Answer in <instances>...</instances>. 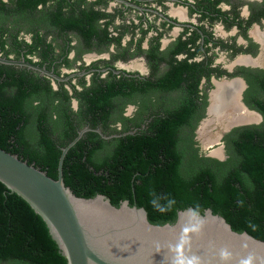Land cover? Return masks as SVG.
I'll return each mask as SVG.
<instances>
[{
  "label": "flooded vegetation",
  "instance_id": "obj_1",
  "mask_svg": "<svg viewBox=\"0 0 264 264\" xmlns=\"http://www.w3.org/2000/svg\"><path fill=\"white\" fill-rule=\"evenodd\" d=\"M0 56L56 75L7 64L51 88L28 110L41 106L48 122L65 110L83 134H133L178 110L190 111L178 148L200 161L264 146V0H0ZM107 83L109 113L92 127L78 96Z\"/></svg>",
  "mask_w": 264,
  "mask_h": 264
},
{
  "label": "trees",
  "instance_id": "obj_2",
  "mask_svg": "<svg viewBox=\"0 0 264 264\" xmlns=\"http://www.w3.org/2000/svg\"><path fill=\"white\" fill-rule=\"evenodd\" d=\"M37 79L0 63V147L56 178L61 148L83 125L81 119L73 124L65 110L52 122L41 106L31 104L28 110L29 99L51 89ZM107 84L78 96L80 114L84 111L92 127L105 123L109 113L115 91ZM189 113L169 111L145 129L109 140L85 132L64 155L65 185L81 197L107 195L116 206L125 199L136 203L158 224L173 222L177 211L188 206L199 212L210 208L234 230L264 240V146L236 143L227 161H200L192 145L179 150L177 144ZM187 150L191 157L184 162ZM0 264H67L42 217L1 181Z\"/></svg>",
  "mask_w": 264,
  "mask_h": 264
},
{
  "label": "water",
  "instance_id": "obj_3",
  "mask_svg": "<svg viewBox=\"0 0 264 264\" xmlns=\"http://www.w3.org/2000/svg\"><path fill=\"white\" fill-rule=\"evenodd\" d=\"M0 63L57 78L23 60L0 56ZM86 130L61 148L56 178L0 147V181L42 217L67 264H264V240L234 230L210 208L199 212L188 206L173 222L158 224L149 221L144 207L126 199L116 206L101 193H73L64 183L62 162Z\"/></svg>",
  "mask_w": 264,
  "mask_h": 264
},
{
  "label": "clouds",
  "instance_id": "obj_4",
  "mask_svg": "<svg viewBox=\"0 0 264 264\" xmlns=\"http://www.w3.org/2000/svg\"><path fill=\"white\" fill-rule=\"evenodd\" d=\"M152 203H153V206L155 207V201H152ZM157 210H159V209L157 208Z\"/></svg>",
  "mask_w": 264,
  "mask_h": 264
},
{
  "label": "bare ground",
  "instance_id": "obj_5",
  "mask_svg": "<svg viewBox=\"0 0 264 264\" xmlns=\"http://www.w3.org/2000/svg\"><path fill=\"white\" fill-rule=\"evenodd\" d=\"M221 105H224L223 103H221ZM217 113V112H216ZM220 113V112H219Z\"/></svg>",
  "mask_w": 264,
  "mask_h": 264
},
{
  "label": "rangeland",
  "instance_id": "obj_6",
  "mask_svg": "<svg viewBox=\"0 0 264 264\" xmlns=\"http://www.w3.org/2000/svg\"><path fill=\"white\" fill-rule=\"evenodd\" d=\"M211 147V146H210Z\"/></svg>",
  "mask_w": 264,
  "mask_h": 264
}]
</instances>
